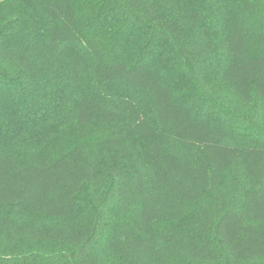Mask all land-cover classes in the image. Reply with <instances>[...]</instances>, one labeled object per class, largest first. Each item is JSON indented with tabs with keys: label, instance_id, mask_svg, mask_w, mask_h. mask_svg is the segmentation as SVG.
Instances as JSON below:
<instances>
[{
	"label": "trees",
	"instance_id": "obj_1",
	"mask_svg": "<svg viewBox=\"0 0 264 264\" xmlns=\"http://www.w3.org/2000/svg\"><path fill=\"white\" fill-rule=\"evenodd\" d=\"M0 264H264V0H0Z\"/></svg>",
	"mask_w": 264,
	"mask_h": 264
},
{
	"label": "rangeland",
	"instance_id": "obj_2",
	"mask_svg": "<svg viewBox=\"0 0 264 264\" xmlns=\"http://www.w3.org/2000/svg\"><path fill=\"white\" fill-rule=\"evenodd\" d=\"M262 15V13H259L258 18L260 19V16ZM235 112V111H234ZM150 117V114L148 115Z\"/></svg>",
	"mask_w": 264,
	"mask_h": 264
}]
</instances>
